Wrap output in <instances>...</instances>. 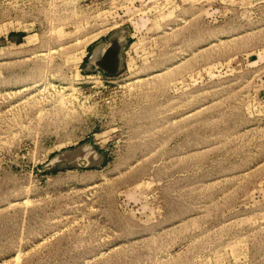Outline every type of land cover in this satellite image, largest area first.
Wrapping results in <instances>:
<instances>
[{"label": "rangeland", "instance_id": "obj_1", "mask_svg": "<svg viewBox=\"0 0 264 264\" xmlns=\"http://www.w3.org/2000/svg\"><path fill=\"white\" fill-rule=\"evenodd\" d=\"M0 264H264V0H0Z\"/></svg>", "mask_w": 264, "mask_h": 264}, {"label": "water", "instance_id": "obj_2", "mask_svg": "<svg viewBox=\"0 0 264 264\" xmlns=\"http://www.w3.org/2000/svg\"><path fill=\"white\" fill-rule=\"evenodd\" d=\"M117 34H113L109 41H114L117 38ZM122 45V44H121ZM118 54V48L114 45H111L106 49L103 55L100 57L99 60L96 61L95 65H91L88 70L93 71L95 68L102 70L103 72L113 75L117 73L119 67L116 66L115 57Z\"/></svg>", "mask_w": 264, "mask_h": 264}, {"label": "bare ground", "instance_id": "obj_3", "mask_svg": "<svg viewBox=\"0 0 264 264\" xmlns=\"http://www.w3.org/2000/svg\"><path fill=\"white\" fill-rule=\"evenodd\" d=\"M121 44H122V40L120 39L119 34H117V38L114 41H109L108 45H104V46H97L95 48V50L93 51V53L91 54L90 57V67L91 65H95L96 61L100 59V57L103 55V53L106 51V49L108 47H110L111 45H114L116 48H118V54L115 57V61H116V66L119 67L121 64Z\"/></svg>", "mask_w": 264, "mask_h": 264}, {"label": "crops", "instance_id": "obj_4", "mask_svg": "<svg viewBox=\"0 0 264 264\" xmlns=\"http://www.w3.org/2000/svg\"><path fill=\"white\" fill-rule=\"evenodd\" d=\"M88 67H90V57H89Z\"/></svg>", "mask_w": 264, "mask_h": 264}, {"label": "built area", "instance_id": "obj_5", "mask_svg": "<svg viewBox=\"0 0 264 264\" xmlns=\"http://www.w3.org/2000/svg\"><path fill=\"white\" fill-rule=\"evenodd\" d=\"M97 68H95V70H96ZM88 76V75H87Z\"/></svg>", "mask_w": 264, "mask_h": 264}, {"label": "flooded vegetation", "instance_id": "obj_6", "mask_svg": "<svg viewBox=\"0 0 264 264\" xmlns=\"http://www.w3.org/2000/svg\"><path fill=\"white\" fill-rule=\"evenodd\" d=\"M102 71V70H101ZM103 72V71H102Z\"/></svg>", "mask_w": 264, "mask_h": 264}, {"label": "trees", "instance_id": "obj_7", "mask_svg": "<svg viewBox=\"0 0 264 264\" xmlns=\"http://www.w3.org/2000/svg\"><path fill=\"white\" fill-rule=\"evenodd\" d=\"M86 57V56H85Z\"/></svg>", "mask_w": 264, "mask_h": 264}]
</instances>
